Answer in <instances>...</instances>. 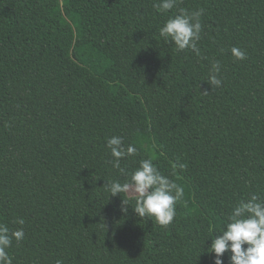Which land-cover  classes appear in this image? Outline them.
<instances>
[{
    "label": "trees",
    "instance_id": "16d2710c",
    "mask_svg": "<svg viewBox=\"0 0 264 264\" xmlns=\"http://www.w3.org/2000/svg\"><path fill=\"white\" fill-rule=\"evenodd\" d=\"M159 2L0 0V224L24 231L12 264H213L232 209L264 199V0ZM181 8L203 9L199 55L159 36ZM112 136L137 148L124 174ZM145 159L184 188L166 227L104 187Z\"/></svg>",
    "mask_w": 264,
    "mask_h": 264
},
{
    "label": "clouds",
    "instance_id": "9594fccd",
    "mask_svg": "<svg viewBox=\"0 0 264 264\" xmlns=\"http://www.w3.org/2000/svg\"><path fill=\"white\" fill-rule=\"evenodd\" d=\"M176 4L177 0H160L154 6L158 11L165 12ZM202 12L203 9L193 12L179 9L178 14L170 17L159 29V36L177 51L190 49L199 55L197 42L202 29ZM230 53L235 60L245 58V52L239 48H231ZM219 72V63H213L209 77L211 86L221 85ZM106 147L110 150L112 167L124 174L120 162L123 158L134 156L137 148L132 144L125 146L120 136L108 138ZM127 175L124 183L113 180L104 184L109 196L129 194L130 199H122L121 212L126 214L127 206H130L139 218L154 220L162 227L168 226L176 216L175 205L183 198L184 188L161 174L151 159L141 160L139 166ZM18 223L22 225L24 220L20 219ZM216 232L220 234L211 238L210 250H206L214 254L213 264H224L222 257L226 252L230 253L229 264H264V199L253 194L248 200L240 201ZM23 238L22 228L10 232L7 226L0 224V264H12L7 249L13 239L19 242ZM57 264L61 262L57 261Z\"/></svg>",
    "mask_w": 264,
    "mask_h": 264
},
{
    "label": "rangeland",
    "instance_id": "374dc122",
    "mask_svg": "<svg viewBox=\"0 0 264 264\" xmlns=\"http://www.w3.org/2000/svg\"><path fill=\"white\" fill-rule=\"evenodd\" d=\"M129 195V194H128Z\"/></svg>",
    "mask_w": 264,
    "mask_h": 264
}]
</instances>
